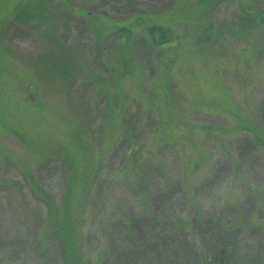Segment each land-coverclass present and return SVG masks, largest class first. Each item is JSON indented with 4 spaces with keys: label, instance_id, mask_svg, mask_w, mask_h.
Wrapping results in <instances>:
<instances>
[{
    "label": "rangeland",
    "instance_id": "rangeland-1",
    "mask_svg": "<svg viewBox=\"0 0 264 264\" xmlns=\"http://www.w3.org/2000/svg\"><path fill=\"white\" fill-rule=\"evenodd\" d=\"M99 262L264 264V0H0V264Z\"/></svg>",
    "mask_w": 264,
    "mask_h": 264
},
{
    "label": "trees",
    "instance_id": "trees-1",
    "mask_svg": "<svg viewBox=\"0 0 264 264\" xmlns=\"http://www.w3.org/2000/svg\"><path fill=\"white\" fill-rule=\"evenodd\" d=\"M139 5H142V4H139ZM138 9H140V10H138V11H136V13H138V14H135V15H139V13L140 14H145V10L146 9H144V7H138ZM131 127V126H130ZM128 227H130V225H129V223H125V225H124V230L126 231V233H127V235H129V236H133L134 235V233H132V231L130 230V228H128ZM134 239V238H133ZM146 243H148L147 241H146ZM228 247H225V251H224V256H223V259H226V260H228V262L229 261H231V251H230V249H227ZM223 250V249H222ZM221 250V251H222ZM221 251H220V253H221ZM237 262V261H236ZM100 263V262H99ZM100 264H104L103 262H101ZM236 264H238V263H236Z\"/></svg>",
    "mask_w": 264,
    "mask_h": 264
}]
</instances>
